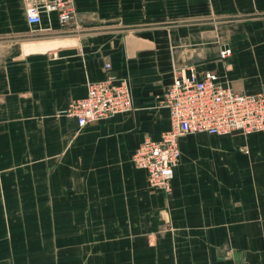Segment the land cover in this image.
Returning <instances> with one entry per match:
<instances>
[{
	"label": "crops",
	"instance_id": "0c3cea01",
	"mask_svg": "<svg viewBox=\"0 0 264 264\" xmlns=\"http://www.w3.org/2000/svg\"><path fill=\"white\" fill-rule=\"evenodd\" d=\"M73 7L65 26L28 24L21 0H0V249L21 244L16 264H264V134L180 138L168 194L130 161L168 128L154 97L184 66L264 93V0ZM107 74L127 82L129 111L80 129L58 115Z\"/></svg>",
	"mask_w": 264,
	"mask_h": 264
},
{
	"label": "built area",
	"instance_id": "2783aa9c",
	"mask_svg": "<svg viewBox=\"0 0 264 264\" xmlns=\"http://www.w3.org/2000/svg\"><path fill=\"white\" fill-rule=\"evenodd\" d=\"M25 21L38 24L41 14H54L57 24L65 26L73 18V0H21ZM230 49L221 45L217 59L225 65ZM105 70L109 65L105 64ZM157 106L168 116V128L159 138L144 137L133 151L130 161L145 173L147 186L168 194L173 170L178 163V140L186 135L204 133L226 136L264 134V93H235L211 71H197L186 65L175 71L172 82L154 97ZM130 91L127 82L107 74L99 82L86 85L85 95L69 102L59 112L80 129L129 111Z\"/></svg>",
	"mask_w": 264,
	"mask_h": 264
},
{
	"label": "rangeland",
	"instance_id": "374dc122",
	"mask_svg": "<svg viewBox=\"0 0 264 264\" xmlns=\"http://www.w3.org/2000/svg\"><path fill=\"white\" fill-rule=\"evenodd\" d=\"M235 137L240 138V139L245 138V136H241V135L236 134V133H231L229 135H226V138H230V139L235 138ZM186 138L191 139L192 136L188 135ZM208 138L213 139L216 137H208ZM7 237L8 236H6L5 229L0 231V240H6ZM15 246H16L15 248L13 246L10 248V251H9L10 254H8V256L6 255V248L0 249V264H13V263L16 264L17 262L21 261L20 260L21 254H20V250L18 249V247L21 246V244H15ZM14 249L16 251L12 253L11 251H13ZM220 249H221L220 258H221V261L223 263H229V260H233V258H230V254H231L230 252L232 251L231 248H229L228 246H224V247H221ZM15 254H17V255H15ZM239 260H240V261H238L239 264H241L244 261L243 259H239Z\"/></svg>",
	"mask_w": 264,
	"mask_h": 264
}]
</instances>
